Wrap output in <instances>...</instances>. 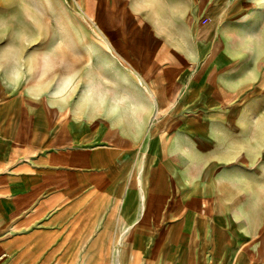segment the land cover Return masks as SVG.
Listing matches in <instances>:
<instances>
[{
	"label": "crops",
	"instance_id": "crops-1",
	"mask_svg": "<svg viewBox=\"0 0 264 264\" xmlns=\"http://www.w3.org/2000/svg\"><path fill=\"white\" fill-rule=\"evenodd\" d=\"M5 1L0 238L89 209L143 264H264V0H83L113 49L72 76Z\"/></svg>",
	"mask_w": 264,
	"mask_h": 264
},
{
	"label": "rangeland",
	"instance_id": "rangeland-1",
	"mask_svg": "<svg viewBox=\"0 0 264 264\" xmlns=\"http://www.w3.org/2000/svg\"><path fill=\"white\" fill-rule=\"evenodd\" d=\"M5 4L32 10L37 21L33 34L39 42L50 38L52 53L69 55L71 76L76 74L78 63L86 64V75L91 74L94 63L91 58L101 56H94L93 50L95 54L105 51L100 40L113 49V27L94 24L83 0H6ZM130 207L123 204L122 214ZM115 211L113 206V217L118 214ZM87 213L76 214V219L66 222L64 229L58 231L60 234L51 235L48 230L51 228L44 223L6 230L0 241L7 251L0 255V264H143L146 251L143 252L140 238L83 235L93 223L90 220L93 214L89 209Z\"/></svg>",
	"mask_w": 264,
	"mask_h": 264
},
{
	"label": "bare ground",
	"instance_id": "bare-ground-1",
	"mask_svg": "<svg viewBox=\"0 0 264 264\" xmlns=\"http://www.w3.org/2000/svg\"><path fill=\"white\" fill-rule=\"evenodd\" d=\"M126 201H124V205H126V203H125Z\"/></svg>",
	"mask_w": 264,
	"mask_h": 264
}]
</instances>
